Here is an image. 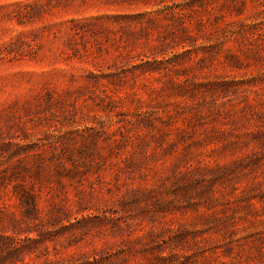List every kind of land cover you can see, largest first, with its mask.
Returning <instances> with one entry per match:
<instances>
[{
    "label": "rangeland",
    "instance_id": "374dc122",
    "mask_svg": "<svg viewBox=\"0 0 264 264\" xmlns=\"http://www.w3.org/2000/svg\"><path fill=\"white\" fill-rule=\"evenodd\" d=\"M0 264H264V0H0Z\"/></svg>",
    "mask_w": 264,
    "mask_h": 264
}]
</instances>
